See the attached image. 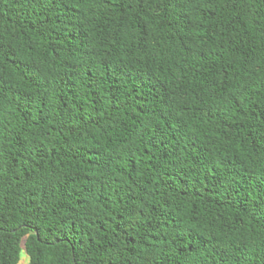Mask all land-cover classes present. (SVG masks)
<instances>
[{
    "label": "trees",
    "instance_id": "obj_1",
    "mask_svg": "<svg viewBox=\"0 0 264 264\" xmlns=\"http://www.w3.org/2000/svg\"><path fill=\"white\" fill-rule=\"evenodd\" d=\"M264 264V0H0V264Z\"/></svg>",
    "mask_w": 264,
    "mask_h": 264
},
{
    "label": "rangeland",
    "instance_id": "obj_2",
    "mask_svg": "<svg viewBox=\"0 0 264 264\" xmlns=\"http://www.w3.org/2000/svg\"><path fill=\"white\" fill-rule=\"evenodd\" d=\"M20 264H28L29 263V257L25 251L24 243L21 245V252H20Z\"/></svg>",
    "mask_w": 264,
    "mask_h": 264
}]
</instances>
